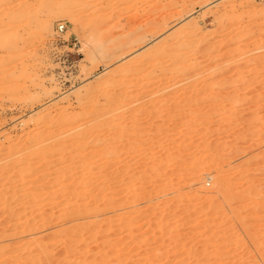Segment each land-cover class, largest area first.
<instances>
[{
    "label": "rangeland",
    "instance_id": "rangeland-1",
    "mask_svg": "<svg viewBox=\"0 0 264 264\" xmlns=\"http://www.w3.org/2000/svg\"><path fill=\"white\" fill-rule=\"evenodd\" d=\"M58 1L0 0V264H264V0Z\"/></svg>",
    "mask_w": 264,
    "mask_h": 264
},
{
    "label": "bare ground",
    "instance_id": "bare-ground-1",
    "mask_svg": "<svg viewBox=\"0 0 264 264\" xmlns=\"http://www.w3.org/2000/svg\"><path fill=\"white\" fill-rule=\"evenodd\" d=\"M78 1V0H77ZM71 2V4L73 3V2H75V1H69V0H67L66 2L64 1V4H63V6H65L66 7V9L68 8V7H70V5H69V3ZM61 3H63L62 1L61 2H59L58 0H47V2L44 4V6L46 7V9H47V18H46V20H45V25H46V27H47V25L49 24V22L51 21V19L52 18H54V17H58V16H61L63 13H64V11L61 9V6L60 5H62ZM157 5V4H156ZM161 5V4H160ZM164 6V5H163ZM64 7V8H65ZM166 7V6H165ZM164 9V8H163ZM150 10V9H149ZM166 10V9H165ZM159 11V10H158ZM148 12V11H147ZM160 12V11H159ZM175 12V11H174ZM166 15V14H165ZM169 16V15H168ZM158 17V16H157ZM167 17V16H166ZM165 17V18H166ZM159 18V17H158ZM164 18V19H165ZM171 18V17H170ZM161 19V18H160ZM154 20V19H153ZM156 21V20H155ZM168 21V20H167ZM170 21H172V20H170ZM167 23V22H166ZM165 23V25L167 26L168 24H166ZM160 23H153L152 24V34L154 33L155 34V32H157L158 30H160L159 28H160ZM149 26V25H148ZM165 26V27H166ZM151 27V26H150ZM171 28V26H170V24H169V26H167V28H165L166 30H168V29H170ZM150 29V28H149ZM164 29V28H163ZM162 29V30H163ZM153 34V35H154ZM158 45V44H157ZM163 45V44H162ZM164 46V45H163ZM162 46V47H163ZM166 46V45H165ZM158 47V49L160 50L161 48L159 47V46H157ZM171 47V46H170ZM182 47H184V45H182ZM180 48V47H179ZM157 49V50H158ZM171 48H169L168 50H170ZM183 49V48H182ZM185 49V48H184ZM154 50L155 49H153L152 51L154 52ZM161 50H163V48L161 49ZM160 50V52H162ZM165 51H167L166 49H165ZM165 51H164V53H165ZM155 54H157L156 53V51H155ZM161 56V55H160ZM168 56V55H167ZM175 56V55H174ZM162 57V56H161ZM173 57V56H172ZM154 58V57H153ZM157 58V57H156ZM155 59V58H154ZM153 60V59H152ZM160 61V60H159ZM161 71V70H160ZM162 72V71H161ZM175 72V71H174ZM164 73V72H163ZM159 74H162V73H159ZM48 139H49V137H47V138H39L38 140H36L35 142H32L30 145H29V147L28 148H25V149H27V154H25V157L26 158H36V159H38V157H40L39 155H41L40 153H37L36 152V150L34 149V147H36V146H38V144L39 143H43L44 141L45 142H47L48 141ZM48 149H52V144H49L48 145ZM40 159H44L43 157H40ZM30 165V164H29ZM27 166H28V163H23V164H18V165H11L10 167H16L17 168V170H19L18 171V176L19 177H22L26 172H27ZM6 169H7V167H6ZM9 169L10 168H8L7 170H5V168H4V173L6 174L8 171H9ZM12 176H10V175H8V176H6L5 178H7L8 180L11 178ZM85 180V179H84ZM104 187V186H103ZM101 189H104V188H101ZM102 191V190H101ZM77 193L74 191V189H70L69 190V193H68V195L69 196H71V197H74V196H77L76 195ZM65 207H69L68 205H65ZM74 213H71V215H73Z\"/></svg>",
    "mask_w": 264,
    "mask_h": 264
},
{
    "label": "built area",
    "instance_id": "built-area-1",
    "mask_svg": "<svg viewBox=\"0 0 264 264\" xmlns=\"http://www.w3.org/2000/svg\"><path fill=\"white\" fill-rule=\"evenodd\" d=\"M64 27H65V26H64L63 24H61V25L59 26V30L62 31V30L64 29Z\"/></svg>",
    "mask_w": 264,
    "mask_h": 264
}]
</instances>
